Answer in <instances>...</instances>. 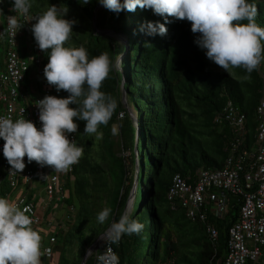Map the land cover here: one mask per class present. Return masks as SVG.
I'll return each instance as SVG.
<instances>
[{
	"label": "trees",
	"instance_id": "1",
	"mask_svg": "<svg viewBox=\"0 0 264 264\" xmlns=\"http://www.w3.org/2000/svg\"><path fill=\"white\" fill-rule=\"evenodd\" d=\"M251 2L256 7L255 22L264 27V0ZM10 3L0 0L3 21L11 15ZM49 3L67 8L65 18L75 21L65 46H83L89 58L100 52L108 55L111 66L100 90L116 100L111 118L98 125V131L103 132L99 140L94 134L83 133L85 121L73 117L77 123L73 133L82 155L72 173L54 171L46 165L33 183L24 186L22 194L33 201L30 192L35 184L44 186L49 172L61 173L65 186L60 206L72 212L64 222L54 225L52 236L57 249L50 258L55 257L56 264H82L85 251L95 242L89 234L97 238L112 220L125 214L136 182L129 218L142 223L143 228L139 233L122 235L111 245L119 264H224L229 230L240 216L242 196L226 193L224 216L208 214L206 220H201L188 218L182 207L168 201L167 193L175 174L188 177L200 169L224 166L230 144L237 139L221 119L228 102L245 116L246 132L239 149L255 148L256 110L263 88L260 73L257 69L246 73L240 67L231 69V74L220 66L223 71L215 69L217 66L205 57L204 50L193 42L198 33L190 31V21L185 19L170 17L165 35L145 36L138 31L142 22H165L150 8L137 6L119 14L105 8L94 24L96 8L101 6L96 0H31L28 14L42 13ZM119 37H124L126 44ZM261 45L264 56V41ZM123 53L119 69L117 62ZM47 59L46 53L45 64ZM122 80L136 124L121 102ZM45 85L53 95H68L65 90L57 92L46 81ZM113 125L118 129L115 135L110 133ZM5 162L1 156L0 173ZM243 168L247 170L246 164ZM18 188L10 187L5 180L0 196L9 201L16 199L21 195H17ZM103 207L110 212L99 223L96 214ZM209 224L216 229V238L207 232ZM95 255L93 252L84 264H95Z\"/></svg>",
	"mask_w": 264,
	"mask_h": 264
},
{
	"label": "clouds",
	"instance_id": "2",
	"mask_svg": "<svg viewBox=\"0 0 264 264\" xmlns=\"http://www.w3.org/2000/svg\"><path fill=\"white\" fill-rule=\"evenodd\" d=\"M104 8L119 14L121 10L133 11L137 6L150 8L165 21H145L138 26L145 36L165 35L166 23L173 19L190 21V31L198 33L194 43L210 61L228 74L240 67L251 73L260 63L261 41H264V27L255 22L256 7L251 0H96ZM87 3V0H85ZM31 0H11L10 9L17 15L23 14L30 25L36 47L47 50V63L43 67L46 83L57 92L65 90L68 95L59 97L45 94L36 100L39 127L33 121L18 116L0 115V153L10 166L8 174L20 172L25 160L35 161L41 166H51L54 171L63 172L76 163L82 155V147L69 133L76 132L77 120H83V133L94 134V139L103 136L98 125L108 122L116 108V100L100 90L101 82L107 77L111 61L100 52L89 58L83 46L69 47L68 39L75 23L65 18L67 8L48 4L40 14L28 16ZM244 21V22H242ZM16 15L7 16L5 31L9 37L17 32ZM144 43H149L145 41ZM75 105L70 107L69 105ZM118 129L110 127L115 135ZM27 208H20L7 198L0 196V264H40L41 237L31 227ZM110 209L103 207L96 214V220L103 223ZM143 224L121 214L112 220L97 238L102 242L100 249H87L85 257L95 255V264H119V258L111 245L122 235L139 233Z\"/></svg>",
	"mask_w": 264,
	"mask_h": 264
},
{
	"label": "built area",
	"instance_id": "3",
	"mask_svg": "<svg viewBox=\"0 0 264 264\" xmlns=\"http://www.w3.org/2000/svg\"><path fill=\"white\" fill-rule=\"evenodd\" d=\"M18 27L14 37H9L5 31L0 38V115L10 116L13 120L18 116L29 119L39 127L36 100L45 94L53 95L46 87L43 77V67L47 50L36 47L33 36L29 33L33 20H28L23 14L17 15ZM28 16H31L28 14ZM7 26L0 15V31ZM26 46L28 59L20 57L16 48L20 40ZM4 51V55L1 52ZM4 56V57H3ZM264 61L261 60L255 68L260 73L263 82L261 98L257 105V144L252 150L239 149L245 135V116L231 102L223 110L222 120L233 131L234 139L229 148V154L221 169H200L194 176L183 177L175 174L167 193L168 201L175 203L186 211L188 218L199 217L206 220L208 214L222 217L227 211L226 193L242 196L240 216L229 230L228 253L224 264H264ZM27 82V84H26ZM69 138H77L69 133ZM4 141L0 139V146ZM3 156L0 153V157ZM20 172L8 174L9 165L5 162L0 173V187L6 180L10 187L17 188L21 184L33 183L44 166L32 161ZM78 161L62 173H72ZM246 164V169L243 168ZM50 171V170H49ZM64 182L61 173L49 172L44 185L46 205L55 208L63 200ZM27 194H21L10 202L20 208H27L31 227L36 231L42 220L38 215L37 205L29 201ZM69 213L72 209H69ZM207 232L216 238L218 233L212 225L206 227ZM56 238H50V245L44 249L45 256L50 258L54 252ZM102 244L99 240L97 246Z\"/></svg>",
	"mask_w": 264,
	"mask_h": 264
},
{
	"label": "crops",
	"instance_id": "4",
	"mask_svg": "<svg viewBox=\"0 0 264 264\" xmlns=\"http://www.w3.org/2000/svg\"><path fill=\"white\" fill-rule=\"evenodd\" d=\"M23 40H20V47L21 44H23ZM24 45V44H23ZM24 184H21L19 186L17 195L22 194L24 192ZM36 186V184H35ZM33 187V189L30 192V195L33 197V201H36L37 209H38V215L40 216L42 222L37 228V232L41 237V255L39 257L40 264H50V259L45 256L44 249L50 245V238L52 236V232L50 233L49 239L45 237V234L43 233L44 230H49L54 228V225L56 222L62 223L65 221V217L67 214H69V209H64L63 206H56L55 208L49 207L46 205L45 200V193H44V186H36ZM58 220V221H57ZM61 221V222H60ZM57 249V246L55 244L54 250Z\"/></svg>",
	"mask_w": 264,
	"mask_h": 264
},
{
	"label": "rangeland",
	"instance_id": "5",
	"mask_svg": "<svg viewBox=\"0 0 264 264\" xmlns=\"http://www.w3.org/2000/svg\"><path fill=\"white\" fill-rule=\"evenodd\" d=\"M104 10H105V8L103 7V6H99L98 8H96V11H95V20L97 21V19L102 15V13L104 12ZM0 15H1V13H0ZM27 36L28 35H31L32 36V33H31V29H29V33L27 34V33H25ZM119 40H120V42L122 43V44H126V39L124 38V37H119ZM24 49H26V46L25 45H23V44H21V47H17L16 48V52H17V54L20 56V57H24V58H26V59H28V55H27V53H25V50ZM1 52H2V54L4 55V51L1 49ZM4 57V56H3ZM124 58H125V53H123L122 55H121V57L119 58V61L117 62V67L120 69L121 68V64L123 63V61H124ZM215 66H217L215 69H220V70H222L220 67H218V65H216L214 62H212ZM223 71V70H222ZM26 84H27V82H26ZM125 156H128L127 154L125 155ZM44 169H47V166L45 165L44 166ZM39 175V174H38ZM37 175V176H38ZM14 197H16V196H14ZM13 199H15V198H13ZM13 199H11V200H13ZM132 208H133V205H132V198H131V196H130V198H129V200H128V203H127V207H126V212H125V214H127L128 216H129V214L131 213V211H132ZM53 231V228L52 229H49V230H44V234H45V237H47L48 239H49V236H50V233ZM54 232V231H53ZM89 237H90V240L91 241H96V235L95 234H89ZM50 264H56V258L55 257H52L51 259H50Z\"/></svg>",
	"mask_w": 264,
	"mask_h": 264
},
{
	"label": "water",
	"instance_id": "6",
	"mask_svg": "<svg viewBox=\"0 0 264 264\" xmlns=\"http://www.w3.org/2000/svg\"><path fill=\"white\" fill-rule=\"evenodd\" d=\"M95 23H96V20L94 19V24ZM124 85H125V81L122 80V82L120 84V88H119L120 89L121 102H122V105L125 108V110L128 112L131 120L134 122V124H136L137 123V119H136L134 113L132 112V109H131L130 105L128 104L127 96H126V91H125ZM135 153H136V148H135ZM137 172L138 171H137V158H136V174H137ZM135 195H136V182H135L134 188H133L132 193H131L132 205L134 204V201H135ZM98 241H99V239L97 238L96 241L94 242V244L89 249L95 250L98 247L97 246ZM89 256H87V257L84 258L82 264L85 263L86 259Z\"/></svg>",
	"mask_w": 264,
	"mask_h": 264
}]
</instances>
